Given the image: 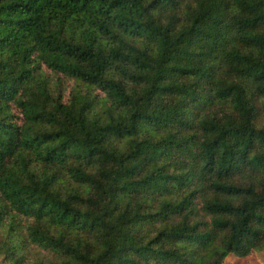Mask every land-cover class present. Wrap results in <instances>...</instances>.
Listing matches in <instances>:
<instances>
[{"label":"trees","instance_id":"obj_1","mask_svg":"<svg viewBox=\"0 0 264 264\" xmlns=\"http://www.w3.org/2000/svg\"><path fill=\"white\" fill-rule=\"evenodd\" d=\"M250 251L264 253V0H0L3 264Z\"/></svg>","mask_w":264,"mask_h":264},{"label":"rangeland","instance_id":"obj_2","mask_svg":"<svg viewBox=\"0 0 264 264\" xmlns=\"http://www.w3.org/2000/svg\"><path fill=\"white\" fill-rule=\"evenodd\" d=\"M71 83V80L65 81V94ZM0 264H3L2 253H0ZM221 264H264V253L261 251H250L248 254L241 257L228 253L223 257Z\"/></svg>","mask_w":264,"mask_h":264}]
</instances>
